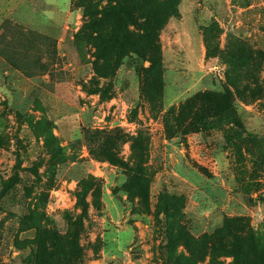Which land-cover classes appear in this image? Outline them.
<instances>
[{
	"label": "rangeland",
	"instance_id": "1",
	"mask_svg": "<svg viewBox=\"0 0 264 264\" xmlns=\"http://www.w3.org/2000/svg\"><path fill=\"white\" fill-rule=\"evenodd\" d=\"M125 12L0 0V264H264V0Z\"/></svg>",
	"mask_w": 264,
	"mask_h": 264
},
{
	"label": "trees",
	"instance_id": "2",
	"mask_svg": "<svg viewBox=\"0 0 264 264\" xmlns=\"http://www.w3.org/2000/svg\"><path fill=\"white\" fill-rule=\"evenodd\" d=\"M125 1L126 0H117V6L119 7V11L122 13V19L124 20V17H125ZM110 142L109 138H105V141L102 142V144H108ZM108 154V153H106ZM107 157L110 159V156L107 155ZM112 159V157H111ZM77 202L80 203L81 200H82V194L78 193L77 195Z\"/></svg>",
	"mask_w": 264,
	"mask_h": 264
},
{
	"label": "crops",
	"instance_id": "3",
	"mask_svg": "<svg viewBox=\"0 0 264 264\" xmlns=\"http://www.w3.org/2000/svg\"><path fill=\"white\" fill-rule=\"evenodd\" d=\"M63 9H64V10H65V9H67V4L64 6V8H63ZM66 11H67V10H66Z\"/></svg>",
	"mask_w": 264,
	"mask_h": 264
}]
</instances>
